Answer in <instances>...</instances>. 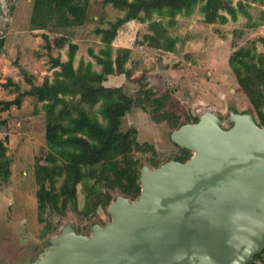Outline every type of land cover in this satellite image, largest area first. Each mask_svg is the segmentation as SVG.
Returning a JSON list of instances; mask_svg holds the SVG:
<instances>
[{"label":"rangeland","instance_id":"1","mask_svg":"<svg viewBox=\"0 0 264 264\" xmlns=\"http://www.w3.org/2000/svg\"><path fill=\"white\" fill-rule=\"evenodd\" d=\"M239 0H231L235 6ZM32 0H0V37L5 40L4 54L0 57V101L12 100L16 92L13 86L1 87L10 78L22 90L29 89L18 69L12 62L18 59L20 65L40 84L45 76L51 78L48 58L37 57L44 54V41L40 34H46L50 41L65 37L78 45L74 66L79 60L90 61L88 49L95 53L102 47L95 36V28L106 27V22L114 21L121 13L111 6H103L102 0H90L87 20L81 27L51 29L50 31H31L29 18ZM248 17L237 15L235 22L225 25H208L196 9L189 18L178 16L176 25L168 28V33L178 41L173 53H166L147 47L142 42L148 33L145 24L130 22L113 42L114 49L129 48L131 57L126 65L127 75L107 79L106 86L120 87L132 100L144 94L157 98L170 94L172 100L165 110L176 114L180 122L190 121L204 109L216 111L223 121L229 108L252 113L256 122L259 119L246 96L238 89L235 77L228 65L229 56L241 47L254 42L257 52L264 53V3H249L246 7ZM153 19H156L154 17ZM255 24H259L254 26ZM67 46L54 50L53 55L65 59ZM44 56V55H42ZM99 67L94 64V70ZM31 97L23 99L20 109L14 107L0 111V140L5 136L7 156L11 176L6 183L0 182V264H30L38 246L46 245L47 240L58 234L65 224H72L78 233H87L98 218L105 219L107 209L105 194L111 198L122 196L118 189H109L104 183L111 179L98 178V166L90 167L93 172L89 186L96 193L91 202V211L83 215L85 194L81 185L77 186L76 204L69 203L62 214L46 210L38 221L34 180V167L46 165L47 147L45 144V115ZM229 126L224 124V128ZM136 131L139 146L148 145L151 150L134 152L133 158L138 166H160L169 159L179 157L172 151L169 134L172 132L166 121H154L149 112L134 106L120 121V131ZM61 181L57 183L59 187ZM46 225L49 226L46 232ZM254 264H264L262 259Z\"/></svg>","mask_w":264,"mask_h":264},{"label":"trees","instance_id":"2","mask_svg":"<svg viewBox=\"0 0 264 264\" xmlns=\"http://www.w3.org/2000/svg\"><path fill=\"white\" fill-rule=\"evenodd\" d=\"M90 0H32L29 18L31 31H50L81 27L87 20ZM264 0H239L235 6L231 0H102L103 6H111L121 13L114 21L106 22V27L95 28L94 34L102 47L95 53L88 49V55L99 67L94 70L90 61L79 60L74 66L78 45L65 37L50 41L42 33V48L45 53L37 57L48 58L51 78L45 76L40 84L19 63L12 62L18 69L29 89L22 90L18 83L6 78L1 87L13 86L16 95L12 100L0 101V111L14 107L20 109L23 99L31 97L41 104L45 115V144L47 147L46 165L34 167V180L38 221L46 210L62 214L69 203L76 204L77 186L81 185L85 194L83 215L91 211V202L96 193L90 188L89 180L93 172L90 167L98 166V178L111 179L104 183L109 189H118L125 198L134 200L140 193L138 176L140 167L133 158L134 152L151 150L148 145L139 146L136 131H120V121L134 106L149 112L154 121H166L172 131L187 123H195L198 117L180 122L175 113L165 110L172 100L170 94L149 98L144 94L138 100L126 96L120 87H105L108 76L127 75V63L131 57L129 48L113 47V42L130 22L145 24L148 30L142 37L147 47L166 53L176 50L177 39L168 33V28L176 25L178 16L189 18L197 9L208 25H225L235 22L237 15L248 17L246 7L249 3ZM154 17L157 18L153 19ZM259 24H255L257 26ZM5 40L0 37V57L4 54ZM67 46L65 59L54 50ZM228 65L235 77L238 89L248 99L256 111L259 123H264L262 106L264 103V53L256 50L254 42L241 47L228 58ZM3 77L0 72V79ZM8 137L0 140V182L10 180V162L5 143ZM61 181L57 187L58 181ZM106 205L113 198L105 194ZM46 232L49 226L46 225ZM262 253L249 264L262 259Z\"/></svg>","mask_w":264,"mask_h":264},{"label":"water","instance_id":"3","mask_svg":"<svg viewBox=\"0 0 264 264\" xmlns=\"http://www.w3.org/2000/svg\"><path fill=\"white\" fill-rule=\"evenodd\" d=\"M169 140L191 157L144 165L138 197L117 196L105 226L65 224L30 264H249L262 253L264 123L204 109Z\"/></svg>","mask_w":264,"mask_h":264},{"label":"flooded vegetation","instance_id":"4","mask_svg":"<svg viewBox=\"0 0 264 264\" xmlns=\"http://www.w3.org/2000/svg\"><path fill=\"white\" fill-rule=\"evenodd\" d=\"M230 111H234L235 113H240V112H238V111H236L234 108H229V110H228V112H230ZM242 113H246V112H242ZM221 118V117H220ZM260 126L263 124H260V123H258ZM230 126H227L226 128H229ZM178 129V128H177ZM170 135V134H169ZM171 142V141H170ZM171 145H172V151L173 152H175V153H178L179 154V157H177V158H173V159H169L168 161H170V160H173V161H177V162H180V163H183V162H185L186 160H188L190 157H191V153L189 152V151H187V150H185V149H182V148H179V147H177L175 144H173L172 142H171ZM167 161V162H168ZM144 165H142L141 167H140V169L143 167ZM148 167L150 168V169H154V168H157L158 166H156V167H154V166H149L148 165ZM139 174H140V172H139ZM139 177V176H138ZM117 197V196H116ZM115 197V198H116ZM124 197V196H123ZM115 198H114V200H115ZM128 199V198H127ZM114 200H112V201H114ZM130 200V199H129ZM111 201V202H112ZM110 202V203H111ZM109 203V204H110ZM108 204V205H109ZM110 221V216L108 215V213H107V211L105 210V219H101V218H98V221L97 222H93V224L90 226V228H89V231L87 232V233H78L77 231H76V228L72 225V224H70L73 228H74V230L76 231V233H78V234H82V235H90V233H91V229H92V226L94 225V224H99L100 226H105L108 222ZM43 247H44V245H41L40 244V247L38 246L33 252H37V254L39 253V252H41L42 251V249H43ZM36 257V256H35Z\"/></svg>","mask_w":264,"mask_h":264},{"label":"crops","instance_id":"5","mask_svg":"<svg viewBox=\"0 0 264 264\" xmlns=\"http://www.w3.org/2000/svg\"><path fill=\"white\" fill-rule=\"evenodd\" d=\"M4 49H5V47H4ZM109 78H116V77H114V76H108V77L106 78V80L109 79ZM106 80L103 82V86H105V87H110V86H106V84H105V83H107Z\"/></svg>","mask_w":264,"mask_h":264}]
</instances>
